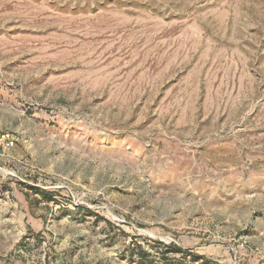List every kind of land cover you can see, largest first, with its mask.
I'll return each mask as SVG.
<instances>
[{
  "label": "rangeland",
  "instance_id": "rangeland-1",
  "mask_svg": "<svg viewBox=\"0 0 264 264\" xmlns=\"http://www.w3.org/2000/svg\"><path fill=\"white\" fill-rule=\"evenodd\" d=\"M0 264H264V0H0Z\"/></svg>",
  "mask_w": 264,
  "mask_h": 264
}]
</instances>
